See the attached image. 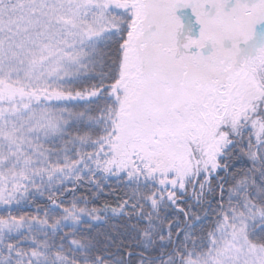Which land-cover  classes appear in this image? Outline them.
I'll use <instances>...</instances> for the list:
<instances>
[{
  "label": "snow or ice",
  "instance_id": "snow-or-ice-1",
  "mask_svg": "<svg viewBox=\"0 0 264 264\" xmlns=\"http://www.w3.org/2000/svg\"><path fill=\"white\" fill-rule=\"evenodd\" d=\"M0 264H264V0H0Z\"/></svg>",
  "mask_w": 264,
  "mask_h": 264
}]
</instances>
